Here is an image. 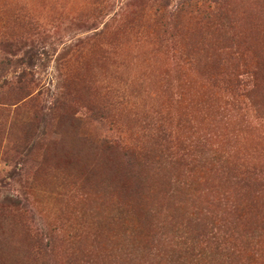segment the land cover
<instances>
[{"label": "rangeland", "instance_id": "obj_1", "mask_svg": "<svg viewBox=\"0 0 264 264\" xmlns=\"http://www.w3.org/2000/svg\"><path fill=\"white\" fill-rule=\"evenodd\" d=\"M0 264H264V0H0Z\"/></svg>", "mask_w": 264, "mask_h": 264}]
</instances>
